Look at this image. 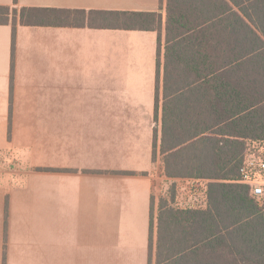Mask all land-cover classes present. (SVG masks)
<instances>
[{"label":"crops","instance_id":"1","mask_svg":"<svg viewBox=\"0 0 264 264\" xmlns=\"http://www.w3.org/2000/svg\"><path fill=\"white\" fill-rule=\"evenodd\" d=\"M14 7L160 12L162 29L0 25V264H155L166 0Z\"/></svg>","mask_w":264,"mask_h":264},{"label":"trees","instance_id":"2","mask_svg":"<svg viewBox=\"0 0 264 264\" xmlns=\"http://www.w3.org/2000/svg\"><path fill=\"white\" fill-rule=\"evenodd\" d=\"M14 6H0V25L11 24L13 35L17 22L162 29L160 12L86 14ZM165 13L163 64L158 60L159 35L155 87V120L162 100L160 153L165 176L211 183L205 210H167L168 227L174 231L160 230V206L157 264H264V198L257 205L237 183L243 140L264 139V0H166ZM178 160L196 167L175 163ZM166 230L170 245L162 248ZM165 250L167 256L161 257ZM196 258L200 262L195 263Z\"/></svg>","mask_w":264,"mask_h":264},{"label":"built area","instance_id":"3","mask_svg":"<svg viewBox=\"0 0 264 264\" xmlns=\"http://www.w3.org/2000/svg\"><path fill=\"white\" fill-rule=\"evenodd\" d=\"M187 185L181 188L176 196V206L184 210H205L208 205L209 180L187 179ZM199 183L202 190L193 186ZM238 184L247 188L248 196L257 205L263 204L264 198V139H248L244 144V151L240 166ZM187 208V209H185Z\"/></svg>","mask_w":264,"mask_h":264},{"label":"rangeland","instance_id":"4","mask_svg":"<svg viewBox=\"0 0 264 264\" xmlns=\"http://www.w3.org/2000/svg\"><path fill=\"white\" fill-rule=\"evenodd\" d=\"M18 10V9H17ZM251 139H260V138H251ZM163 157V156H162ZM183 159V158H182ZM162 163H163V158H162ZM175 163H182L185 164L191 168L196 167V164L191 162V161H182V160H178ZM204 168H207L206 165H204ZM158 183H159V191L156 190L155 192V196L153 195V197H155L156 203L158 205V213H157V224L158 223V218L160 215V206L163 205L164 208H162V216H161V220H160V225L162 226V228L160 230H165V229H169V230H173L174 231V227H168V220L166 219V216H168V212L167 210L170 208L172 209H179V210H184L182 208H179L178 206H176V196L178 195V192L181 188H184L185 186H187L183 180H187V179H194V178H168L165 176V172H164V164H163V169L158 171ZM200 180L203 178H199ZM198 179V180H199ZM207 180V179H204ZM209 180V179H208ZM209 185L211 183V180H209ZM209 185H208V191H209ZM195 187H197V189L202 190L201 186L199 183H195V185H193ZM187 209V208H185ZM158 228V227H157ZM169 230H166V232L164 233V235L162 236V240L159 243L161 245L162 243V248H166L167 246L170 245V242L168 241V237H170V233ZM151 237L153 240V233L151 231ZM156 238L158 239V230L156 231ZM175 242V241H174ZM152 244V243H151ZM157 250V242H156V249L154 251V253H156ZM168 251L165 250V253L162 251L161 252V257H163L162 255H166L167 256ZM152 255H150L151 257ZM155 257V264H157V255L154 254ZM158 259L160 260V256L158 257ZM195 263L200 262V259L198 261V259L196 258L194 260ZM151 264V263H150Z\"/></svg>","mask_w":264,"mask_h":264}]
</instances>
